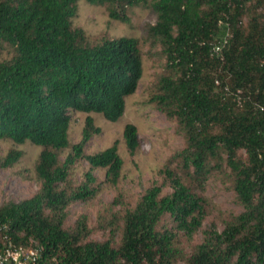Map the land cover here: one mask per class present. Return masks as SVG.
Listing matches in <instances>:
<instances>
[{
    "label": "trees",
    "instance_id": "trees-1",
    "mask_svg": "<svg viewBox=\"0 0 264 264\" xmlns=\"http://www.w3.org/2000/svg\"><path fill=\"white\" fill-rule=\"evenodd\" d=\"M78 1L103 5L123 23L136 7L156 13L146 40L159 49L164 69L150 102L183 138L162 170L171 192L146 189L121 217L98 225L108 231L102 241L89 238L84 215L69 226L67 209L100 192L93 169L105 170L104 182L115 186L123 162L116 141L85 154L99 133L90 116L70 144V113L117 121L142 77V58L131 37L90 44L71 24ZM4 47L12 56L0 59V139L41 151L38 191L0 205V247L5 235L37 245L39 264H264V0H0V52ZM122 137L133 156L136 127L126 124ZM21 157L11 149L0 167ZM81 161L90 170L74 183L70 175ZM216 171L229 176L242 210L186 251L181 238L190 240L208 216L203 187Z\"/></svg>",
    "mask_w": 264,
    "mask_h": 264
},
{
    "label": "rangeland",
    "instance_id": "rangeland-1",
    "mask_svg": "<svg viewBox=\"0 0 264 264\" xmlns=\"http://www.w3.org/2000/svg\"><path fill=\"white\" fill-rule=\"evenodd\" d=\"M128 17V23L119 22L109 18L105 6L78 1L76 16L71 21L72 27L81 29L90 44L103 38H134L138 42L142 58V77L135 93L125 99L124 113L117 121L109 122L96 113H70V144H76L80 140L85 118L90 116L94 126L99 128V133L87 142L85 154H95L116 141L117 152L123 162L120 179L115 186L104 182L105 170L93 169L92 175L101 184L100 192L93 200L73 202L67 209L66 223L72 226L77 218L84 215L91 230L89 238L95 241L108 238V231L98 229V225H102L104 220V223L108 221L113 214L121 217L122 210L132 207L146 189L159 185L162 194L171 192L162 170L167 168L171 156L183 147V138L177 132L176 125L150 102L156 81L164 69L159 49H152L150 42L146 40L149 26L156 22V13L149 8L136 7L128 12ZM246 21L247 18L244 17L243 23L246 24ZM11 56L12 51L8 47L0 52L1 60ZM126 124L134 125L137 130L138 149L133 156L128 154L122 137ZM11 149L20 150L22 157L10 168L0 167V205L28 199L39 189L34 168L41 148L29 142L18 145L10 140L0 139V157H4ZM67 153L68 150L61 153L60 159L64 160ZM174 166L173 164L172 167ZM89 170L87 162H78L73 167L70 178L74 183H80ZM203 194L209 201L208 216L201 229L190 240L181 238L186 251L202 242L205 230L212 225L217 230H222L227 216L242 210L232 191L229 176L221 172L216 171L209 176L204 184ZM117 196L118 203L112 205Z\"/></svg>",
    "mask_w": 264,
    "mask_h": 264
},
{
    "label": "built area",
    "instance_id": "built-area-1",
    "mask_svg": "<svg viewBox=\"0 0 264 264\" xmlns=\"http://www.w3.org/2000/svg\"><path fill=\"white\" fill-rule=\"evenodd\" d=\"M217 51L219 48L216 49ZM0 264H39L42 249L37 246H23L12 242L8 235L2 237Z\"/></svg>",
    "mask_w": 264,
    "mask_h": 264
}]
</instances>
